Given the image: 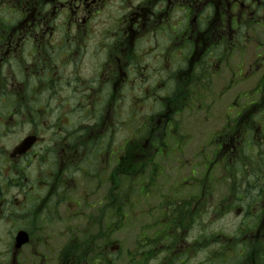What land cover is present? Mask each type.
<instances>
[{"label":"flooded vegetation","instance_id":"af4514ba","mask_svg":"<svg viewBox=\"0 0 264 264\" xmlns=\"http://www.w3.org/2000/svg\"><path fill=\"white\" fill-rule=\"evenodd\" d=\"M203 237L264 264V0H0V264H191Z\"/></svg>","mask_w":264,"mask_h":264},{"label":"rangeland","instance_id":"374dc122","mask_svg":"<svg viewBox=\"0 0 264 264\" xmlns=\"http://www.w3.org/2000/svg\"><path fill=\"white\" fill-rule=\"evenodd\" d=\"M167 199L169 201L171 200V198H167ZM158 203H159L158 198H156L155 200L151 199L150 205L157 206ZM140 204L142 205V203H140ZM234 221L235 220L230 216V217L226 218L224 221H219V222L215 223L214 225H208V223L206 222V224L209 228H207V230H205V229H194L193 239L199 237L200 235H209L211 233V231L226 230L229 228V225H228L229 222H234ZM140 228H141V224L136 226L135 232H133L132 230H128V229L123 230V233L121 235H118V241L120 243L124 244V246L126 248H128L133 243V241L135 240L137 232ZM191 264H207L205 250L199 252L197 254V256L193 259Z\"/></svg>","mask_w":264,"mask_h":264},{"label":"trees","instance_id":"16d2710c","mask_svg":"<svg viewBox=\"0 0 264 264\" xmlns=\"http://www.w3.org/2000/svg\"><path fill=\"white\" fill-rule=\"evenodd\" d=\"M203 242L202 243H200V244H197L196 245V250H199V249H201V248H203V247H205L206 246V243H205V241L204 240H202ZM194 259V258H193Z\"/></svg>","mask_w":264,"mask_h":264}]
</instances>
